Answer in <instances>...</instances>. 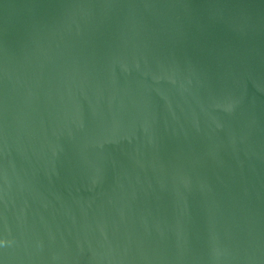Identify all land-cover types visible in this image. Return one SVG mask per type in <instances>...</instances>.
I'll return each instance as SVG.
<instances>
[{
    "label": "water",
    "instance_id": "obj_1",
    "mask_svg": "<svg viewBox=\"0 0 264 264\" xmlns=\"http://www.w3.org/2000/svg\"><path fill=\"white\" fill-rule=\"evenodd\" d=\"M0 264H264V0H0Z\"/></svg>",
    "mask_w": 264,
    "mask_h": 264
}]
</instances>
